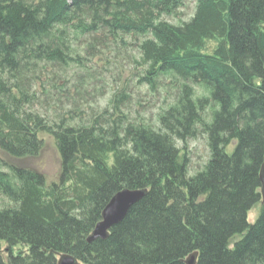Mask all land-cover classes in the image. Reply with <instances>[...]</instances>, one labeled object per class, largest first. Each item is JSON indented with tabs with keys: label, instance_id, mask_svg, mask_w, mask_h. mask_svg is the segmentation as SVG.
Wrapping results in <instances>:
<instances>
[{
	"label": "trees",
	"instance_id": "obj_1",
	"mask_svg": "<svg viewBox=\"0 0 264 264\" xmlns=\"http://www.w3.org/2000/svg\"><path fill=\"white\" fill-rule=\"evenodd\" d=\"M184 1L0 0V264H264V0H195L188 22ZM128 39L144 71L99 65L111 99L90 104L70 75ZM133 87L163 104L136 111ZM44 137L61 158L49 184L20 163ZM126 189L147 193L89 243Z\"/></svg>",
	"mask_w": 264,
	"mask_h": 264
},
{
	"label": "rangeland",
	"instance_id": "obj_2",
	"mask_svg": "<svg viewBox=\"0 0 264 264\" xmlns=\"http://www.w3.org/2000/svg\"><path fill=\"white\" fill-rule=\"evenodd\" d=\"M185 1L184 3L186 4V7L181 12L182 13L181 19L184 22H188L194 18L196 11H197L196 10L197 4L195 3L196 2L195 0H185ZM170 21L172 23H176V21L172 19ZM140 40L141 39H130V40L128 39L130 43L129 46H126L122 43H117L118 45L110 46L108 50L99 48L98 52L88 51L89 52L88 58L89 59L91 58V60L89 61L91 63L89 65L90 67H95V68H93L92 71L87 72V74L82 73L81 75H79L80 72L78 71V72L73 73V75H70V76L72 78V83H79L82 79L86 80V83L83 86L84 87L83 91L87 92V96H88L87 101H90V104L93 103V105L101 106V105H105L111 99V97L109 96V93H105L104 91L105 88L103 87V85L98 82V79L95 80L94 77L98 78V76L101 75L102 77H105V79L110 80L115 75V79H117L120 74H121V77L125 74L124 73L125 70L122 71L121 67H124L127 70L136 69V71L138 72L144 71V70L139 69V65L135 63V59L138 58V52L136 51V47H137L136 43L137 42L139 43ZM129 58L131 59V61L129 60ZM101 64L102 66L106 65V67L110 69V71L114 73V75L111 76V74H109L106 76L98 72L96 68ZM140 64L142 66H145V63L143 64L141 60H140ZM145 68L148 69V65H146ZM93 73L94 74L96 73V75H94ZM141 85L143 86L144 83ZM71 87L73 88V92H74L75 87L72 85ZM127 91H129L127 92V94L130 97V101H129L130 103L128 104V106H131L136 111L137 110L141 111L147 115L150 114V112L153 110L155 106L157 105L161 106V104H163L162 99H156V98L146 99L145 97H143L144 91L141 88L133 87L130 90L127 89ZM106 92H109V91H106ZM67 97L69 98V96ZM144 98L145 100L141 101V99H144ZM64 101H66V98L64 99ZM45 105H47V103H45L43 107ZM86 109L90 111V112L89 111L86 112V115L87 116L91 115L92 110L89 107ZM100 109H104L103 110L104 112L107 108L103 107ZM44 141H45L44 150L42 152L40 159L38 160L30 159V160H25L20 163L22 167H25L31 170L35 169L36 171H40L43 174H45L48 178L47 180L49 184L52 181H56L60 175L61 158L54 144L53 139L50 137H44ZM205 141H206L205 138L200 137L197 140L190 141L191 143L190 145L196 146V148L204 150V145L206 144ZM4 203H5V200L0 198V208L3 207ZM257 214H258L257 209H254V211L250 213L249 215L250 223H255V221L257 220Z\"/></svg>",
	"mask_w": 264,
	"mask_h": 264
},
{
	"label": "water",
	"instance_id": "obj_3",
	"mask_svg": "<svg viewBox=\"0 0 264 264\" xmlns=\"http://www.w3.org/2000/svg\"><path fill=\"white\" fill-rule=\"evenodd\" d=\"M261 181V196L264 201V164L260 175ZM145 190H123L117 193L106 206L102 214V221L96 226L92 235L89 237V243L96 240H106L110 231L123 223L130 213L131 209L139 203L146 195ZM198 254L191 255L186 264H196ZM57 264H80L71 256H61Z\"/></svg>",
	"mask_w": 264,
	"mask_h": 264
}]
</instances>
